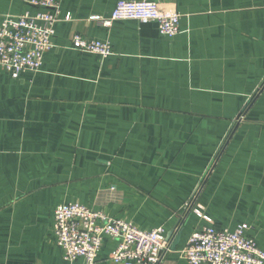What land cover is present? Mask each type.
Returning a JSON list of instances; mask_svg holds the SVG:
<instances>
[{"label":"crops","instance_id":"obj_1","mask_svg":"<svg viewBox=\"0 0 264 264\" xmlns=\"http://www.w3.org/2000/svg\"><path fill=\"white\" fill-rule=\"evenodd\" d=\"M118 1L60 0L71 19L56 24L42 70L14 79L0 68V264H71L53 232L63 202L175 240L239 116L197 208L218 228L248 223L264 250V0H150L177 6L172 38L154 21L91 19ZM28 9L0 0V23ZM75 33L113 53L75 50ZM204 224L188 213L163 264H188L181 250ZM115 245L106 238L96 264H117Z\"/></svg>","mask_w":264,"mask_h":264},{"label":"built area","instance_id":"obj_2","mask_svg":"<svg viewBox=\"0 0 264 264\" xmlns=\"http://www.w3.org/2000/svg\"><path fill=\"white\" fill-rule=\"evenodd\" d=\"M22 1L29 9L21 14H5L0 23V68L14 79L24 73L36 74L42 70L45 54L54 46L56 24L71 19L70 14L62 15L60 0ZM180 18L175 4L150 0H119L109 16L91 17L105 27L112 26L117 20L154 21L161 34L169 38L180 32ZM71 47L103 58L113 53L109 41L79 33L71 37ZM239 120L240 116L233 126ZM231 132L212 161L213 168L207 178L200 182L186 206L187 213L183 218L193 211L205 221L192 232L181 250V257L188 264H264V250L254 237L246 233L250 227L248 223H241L233 229L218 228L212 218L197 208L199 194ZM53 232L63 258L71 264H96L106 238L116 242L110 256L114 263L163 264L173 242L167 240L164 226L145 230L131 221L114 218L77 201L63 202L55 207ZM80 259L82 262H78Z\"/></svg>","mask_w":264,"mask_h":264},{"label":"water","instance_id":"obj_3","mask_svg":"<svg viewBox=\"0 0 264 264\" xmlns=\"http://www.w3.org/2000/svg\"><path fill=\"white\" fill-rule=\"evenodd\" d=\"M212 168H213V163L211 162L210 165L208 166L206 172L202 176L201 182L205 181V179L207 178L208 173L210 172V170ZM185 220H186V218H183L182 221H180L181 223L179 222L180 223L181 232L177 235L176 239L173 240V242H172V249H176V247H177V244H178V242H179V240L181 238V233H182V230H183V227L182 226H183ZM174 232H175V230H172L171 232L167 233V240L168 241L171 239V237L174 234Z\"/></svg>","mask_w":264,"mask_h":264},{"label":"rangeland","instance_id":"obj_4","mask_svg":"<svg viewBox=\"0 0 264 264\" xmlns=\"http://www.w3.org/2000/svg\"><path fill=\"white\" fill-rule=\"evenodd\" d=\"M235 127H236V125L233 126V128L231 129V130H232L231 134L234 132ZM231 134H230V135H231ZM205 184H206V182H205Z\"/></svg>","mask_w":264,"mask_h":264}]
</instances>
